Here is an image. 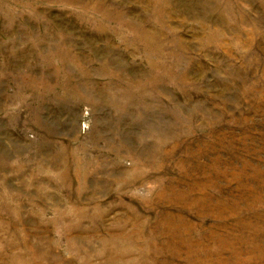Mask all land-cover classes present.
<instances>
[{
  "label": "rangeland",
  "instance_id": "rangeland-1",
  "mask_svg": "<svg viewBox=\"0 0 264 264\" xmlns=\"http://www.w3.org/2000/svg\"><path fill=\"white\" fill-rule=\"evenodd\" d=\"M0 264H264V0H0Z\"/></svg>",
  "mask_w": 264,
  "mask_h": 264
}]
</instances>
